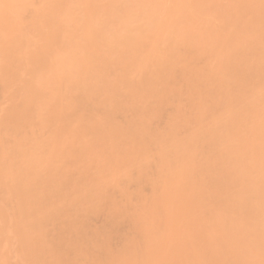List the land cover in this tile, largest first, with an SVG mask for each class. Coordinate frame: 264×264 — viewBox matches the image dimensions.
Segmentation results:
<instances>
[{
    "label": "bare ground",
    "instance_id": "6f19581e",
    "mask_svg": "<svg viewBox=\"0 0 264 264\" xmlns=\"http://www.w3.org/2000/svg\"><path fill=\"white\" fill-rule=\"evenodd\" d=\"M0 88V264H264V0H0Z\"/></svg>",
    "mask_w": 264,
    "mask_h": 264
},
{
    "label": "rangeland",
    "instance_id": "374dc122",
    "mask_svg": "<svg viewBox=\"0 0 264 264\" xmlns=\"http://www.w3.org/2000/svg\"><path fill=\"white\" fill-rule=\"evenodd\" d=\"M1 88H2V87H1ZM1 88H0V106L2 105V106H5V107H6L7 104H8V100H7V98L9 97V95H5V97H4V96L2 95L4 92H2L3 89L1 90ZM6 96H8V97L6 98ZM10 98H11V97H10ZM10 98H9V99H10ZM10 101H11V100H10ZM182 103H183V102H180V104H182ZM10 104H11V102H10ZM178 104H179V103H178ZM2 106H1V107H2ZM182 106H183V105H182ZM1 107H0V110H3V108H4V109L8 108L9 105H8L6 108L3 107V108L1 109ZM168 108H169V107H168ZM168 110H169V109H168ZM168 110H166V112H167ZM171 110L173 111V109H171ZM170 113L172 114L171 111H170ZM164 114H165V113H164ZM164 114H163V115H164ZM166 114H167V113H166ZM167 115L169 116V114H167ZM118 116H119V117H118ZM163 117H165V116H162V118L160 119V120H161L160 122H158L159 119L157 120L158 124H160V125H158L157 122H156V125H157L158 127H160L161 129H162L161 126L163 125L162 123L165 122V121L163 120ZM116 118L119 119L118 122H122V120H123L122 116H120L119 114L116 115ZM120 118H121V119H120ZM166 118H167V116H166L164 119H166ZM117 119H116V120H117ZM167 119H168V118H167ZM165 123H166V122H165ZM157 126H156V127H157ZM163 127H164V126H163ZM160 128H159V129H160ZM129 183H131V182H129ZM125 184H126V183H125ZM131 185H132V183L129 184V185L126 184L125 186H127V188H128L129 190H131V191H129L131 194H132V193L135 194L134 188H135L136 186H134V183H133V186H131ZM147 186H148V185H147ZM147 186H146V187L143 186V187L141 188V191H142L141 193L143 194V195H141V196H143V197L145 196V198H146V197H150V196L152 195L153 191H154V190L151 191V190L153 189L152 187L150 188V186H149V187H147ZM136 188H137V187H136ZM136 188H135V189H136ZM148 188H149V189H148ZM142 189H143V190H142ZM144 189H145V190H144ZM136 191H137V190H136ZM143 191H144V192H143ZM151 192H152V193H151ZM149 193H150V194H149ZM118 194H119V193H118ZM118 194L115 193L116 196H115L114 194H113V195H114L115 199L117 198V199L120 201V199H122V196H118ZM131 194H130V197H131ZM133 194H132V195H133ZM119 195H120V194H119ZM133 196H134V195H133ZM133 196L131 197L130 201L128 200L130 203H128V201H126V202L123 201V199H122L121 201H122L123 203H125V205H127V206H129L130 204H132L131 207L133 208V206H135V205H133V204H136V202L140 200V199L137 197V194H135L136 198H133ZM151 197H152V196H151ZM137 198H138L139 200H136ZM117 199H116V200H117ZM132 199H133V200H132ZM148 199H149V198H148ZM116 200H115V201H116ZM121 201H120V203H122ZM117 202H118V201H117ZM131 202H133V203H131ZM126 203H127V204H126ZM137 204H139V203L137 202ZM137 204H136V205H137ZM131 207H129V208H131ZM103 214H105V212H104ZM103 214H102V215H99V214H98L97 216H94V218L89 219V220H88V223H89V224L87 225V227H88L89 229H95V230H96V229H97V230H100V229H98V228H100V227H101V229H103L102 226H103L104 223H106V222H104V221H106V220H105V216L107 217V214H106V215H103ZM195 215H196V214H195ZM195 215H194V216H195ZM192 216H193V215H192ZM192 216H191V217H192ZM198 216H199V213L197 214V218H199ZM96 217H97V218H96ZM191 217H190V220H192V222H194L195 219H193V218H196V216L193 217V218H191ZM99 219H100V220H99ZM106 219H107V218H106ZM193 220H194V221H193ZM98 221H99V222H98ZM90 225H91V226H90ZM97 225H98V227H97ZM105 225H106V224H105ZM114 225H115V224H114ZM121 225H122V224H121ZM124 225H125V223H124ZM50 226H52V228H54L53 226H56V224H55V225H50ZM49 228H50V227H49ZM128 228H129V227H128ZM128 228H127L126 225H125V226H120V224H119L118 227H115V228L111 227V229L108 228V229L106 230L107 232H105V234L107 233V234H106L107 236L109 235L110 237L112 236V237L114 238V240H113L114 242L112 241V245H111V246H113L114 248H117V247L122 248L120 245H122V243H123V244L126 243V242L124 243L123 240H124V238H126L127 236H128V237H131L132 239H136L137 236L134 237V238L132 237V234H134V231L132 230V231H133V233H132V231L130 230V228H129V229H128ZM127 229H128V231H127ZM131 229H132V228H131ZM87 230H88V229H87ZM95 230H92V231H95ZM97 230H96V231H97ZM114 230H115V231H114ZM117 230H118V231H117ZM92 231H91V232H92ZM110 231H111V232H110ZM89 232H90V230H89ZM112 232H113V233H112ZM115 232H117L118 234L115 233ZM130 232H131V233H130ZM93 233H94V232H93ZM108 233H109V234H108ZM100 234H101V233H100ZM102 234H104V233H102ZM112 234H113V235H112ZM119 234H120V235H119ZM134 235H135V234H134ZM134 235H133V236H134ZM101 236H102V235H101ZM109 236H108V237H109ZM98 237H99V236H98ZM112 237H111V238H112ZM128 237H127V240H128V239L130 240V238H128ZM105 238H107V237H105ZM111 238H110V239H111ZM0 239H1V241L4 240L3 237L0 238ZM99 239H100V238H99ZM119 239H120V240H119ZM122 239H123V240H122ZM127 240H126V241H127ZM97 241L99 242V240H97ZM97 241H96V242H97ZM105 241H106V240H104V239H103V241H102V238H101V243H100V242H99V243L97 242V243L100 245V244H102V242L105 243ZM119 241H120V242H119ZM6 242H7V241H6ZM10 242H12V241H10ZM13 242H15V241H13ZM13 242L10 243V244H13V245H14ZM110 242H111V240H110ZM4 243H5V242H3V243H1V244H3V245L5 246ZM8 243H9V242H8ZM8 243H7L6 245H8ZM15 243H16V242H15ZM1 244H0V246L3 247V245H1ZM10 244H9V245H10ZM15 245H16V244H15ZM12 247H13V246H12ZM12 247H11V245L9 246V248H12ZM15 247H16V246H15ZM15 247H14V249H12V252L10 251V249L8 250V254H9L10 252L13 253V255H10V254H9V257H7L9 260H10V257L12 258V256H13V257H14V256H17L16 253L14 254V252H16V251L13 252V250H15ZM113 247H112V248H113ZM7 248H8V246H7ZM7 248H5V249H7ZM114 248H113V250H114ZM102 254H103V253H102ZM98 256H99V255H98ZM7 258H6V259H7ZM8 259H7V260H8ZM16 259L18 260V262L16 261L17 264H18V263H19L18 256H17ZM9 260H8L7 263H6V260H5V264H8V263H9V264H15V260H14V259H11L10 261H9ZM111 262H113V261H111ZM111 262H110V263H111ZM111 264H112V263H111ZM113 264H114V263H113Z\"/></svg>",
    "mask_w": 264,
    "mask_h": 264
}]
</instances>
